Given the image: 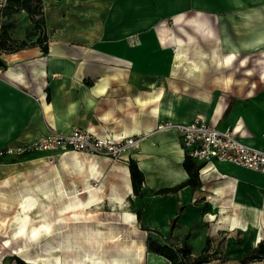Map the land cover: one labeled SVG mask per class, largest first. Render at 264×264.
Wrapping results in <instances>:
<instances>
[{"label":"crops","instance_id":"0c3cea01","mask_svg":"<svg viewBox=\"0 0 264 264\" xmlns=\"http://www.w3.org/2000/svg\"><path fill=\"white\" fill-rule=\"evenodd\" d=\"M261 5L264 0H42V26L27 35L32 25L21 14L8 33L16 43H26L0 52L6 63L0 67V144H20L72 126L140 135L139 148H129L120 164L128 169L132 157L144 174V227L170 234V220L181 207L176 223L181 216L189 225L201 208L194 203L204 195L216 209L206 214L213 229L252 228V248L264 232V174L219 162L194 191L186 185L156 193L188 178L177 132L156 125L204 113L209 122L221 128L235 125L246 142L264 147V90L257 102L236 97L226 112L229 98L221 94L250 99L255 84L237 89L224 79L230 86L216 89L215 80L224 71L237 77L233 67L239 51L246 55L237 66L245 67V78L253 74L250 56L264 46ZM238 12L244 21H237ZM255 64L264 79V57ZM107 160L92 158L99 172ZM233 206L247 207V224L234 220Z\"/></svg>","mask_w":264,"mask_h":264},{"label":"rangeland","instance_id":"374dc122","mask_svg":"<svg viewBox=\"0 0 264 264\" xmlns=\"http://www.w3.org/2000/svg\"><path fill=\"white\" fill-rule=\"evenodd\" d=\"M222 12H225L224 5ZM5 14L11 17L9 21ZM21 14L28 15L24 9L11 11V6L6 2L0 10V16L4 18L2 25L11 29L19 23L17 19ZM255 17L258 15L255 14ZM34 18L39 21L41 16L37 14ZM237 21H244L239 12ZM30 24L32 26L28 25L30 28L27 26L26 29L29 36L41 27L40 22H38L39 27H36L35 22L31 20ZM228 39H230L229 36ZM25 43V41L14 42V45L23 47ZM196 48L198 47L195 45L192 52ZM262 49L264 50V46L255 49L253 56H250L252 60L248 66L254 71L250 78H245L246 75L243 73L246 71L245 67L237 66L246 55V51H239V58L236 66L233 67L237 71V77L230 78L229 72L224 71L220 75L221 78L215 79L216 86H218L216 89L229 87V82L225 80L232 81L235 85L233 87L237 89H244L241 85L250 86V82L255 84L254 93L250 94V99H247L244 94H221L229 98L226 112H229L236 97L243 98L246 102L261 100L264 79L260 78V68L255 63L264 57ZM211 84L214 82L211 81ZM201 114L207 117V114ZM15 145L18 144H0V150ZM129 148L131 147L117 151L110 158L72 150L54 159L47 158L43 152L38 150L0 154V264H171V260L167 257L148 248L149 237L161 244L165 243L164 239L167 237V242L176 247L186 243L190 251L189 257L201 255L210 259L204 264H240L238 259L245 250L250 249L248 238L253 232L252 228L214 230V221L208 220L206 214L216 212V209L210 198L204 195L195 201L194 204L201 208L199 212H196L195 220L189 225L182 224L180 216L176 229L162 236L149 227L146 230L140 226V224L144 226L143 216L141 223L138 222L136 212L144 199L128 190L130 183L128 169L123 163L120 164V158L127 155ZM74 156L82 161L92 160L94 157L111 161L108 164H104L103 161L102 164L98 162L101 164V171L92 182L95 191L97 188L103 191L104 198L101 196L99 199L103 198L104 201L92 206L89 210H80L76 214L73 212L62 214L60 208L66 206L69 198L67 196L56 197L54 193H49L48 197H44L43 191L50 189V183L55 181H60L69 195L74 194L77 188L81 191L87 188L85 173L81 172L78 165H74ZM89 195L86 192L81 194L80 198L84 200ZM109 195L124 198L126 200L125 209L112 205L106 199ZM30 196L36 199V204L32 210L28 211L23 232L18 233L17 229L21 224L20 217L24 212L21 210V204ZM206 198L210 202L206 201ZM245 208L247 209L245 206L229 207V213L232 214L234 220L247 224L250 218L244 212ZM194 215L192 213L191 217ZM43 224L49 226L51 229L49 233L40 230L39 226ZM98 226L104 231L101 235L96 231ZM34 227H38L37 231H34ZM133 240L136 244L125 248L126 243L134 244ZM175 255V264H186L180 260L177 252ZM255 264L260 263L256 261Z\"/></svg>","mask_w":264,"mask_h":264},{"label":"built area","instance_id":"2783aa9c","mask_svg":"<svg viewBox=\"0 0 264 264\" xmlns=\"http://www.w3.org/2000/svg\"><path fill=\"white\" fill-rule=\"evenodd\" d=\"M7 0H0V10ZM159 130L173 129L180 137L185 154L198 164L197 174L201 179L217 171V163H228L255 170L264 174V147L246 142L241 131L235 125L224 128L209 122L203 114L185 122L169 120L159 121ZM113 135L97 133L90 127L72 126L67 132L48 131L37 138L0 150V154L22 153L38 150L47 158L54 159L72 150L94 156L111 157L117 151L128 147L139 148L140 135Z\"/></svg>","mask_w":264,"mask_h":264},{"label":"trees","instance_id":"16d2710c","mask_svg":"<svg viewBox=\"0 0 264 264\" xmlns=\"http://www.w3.org/2000/svg\"><path fill=\"white\" fill-rule=\"evenodd\" d=\"M8 5L11 6V11H18L20 9H24L27 11L29 18L31 21L35 22V26H38V22L41 23V26L44 22L43 19V7H42V0H7ZM41 16V19L35 20V15ZM41 35V34H40ZM38 35L37 39L40 37ZM14 42L16 40H13L9 33L6 25L0 26V52H10L13 50H16L19 46L14 45ZM46 48V47H45ZM6 63L5 61L0 57V67H5ZM48 97V96H47ZM182 165L185 168V170L188 173V178L180 183L177 182V184L170 186V187H164L156 191V193H166L170 191H178L179 189L183 188L186 185H189L191 189L194 191L195 189L200 188L202 181L198 177L197 174V168L198 164L194 162V160L189 156L185 155L184 159L182 160ZM128 169H129V176H130V182L132 187V192L135 195H138L140 198L144 196L141 191L142 182L144 180V174L143 172L138 168L137 162L134 158L129 157L128 158ZM143 209V206H141L136 212V218L137 221L141 223V212ZM183 207L176 213L174 217L171 218L169 223L170 233H172V230L175 229L176 219L178 217V214L182 211ZM143 229H149L147 227H144L142 224H140ZM153 231L159 233L161 236V232L152 229ZM264 231V230H263ZM164 239L165 243L161 244L157 240L149 237L148 238V248L152 251H156L159 254L164 255L169 260H171V264L176 263V255L177 252L180 260L184 261L186 264H202L203 262H208L210 259L206 256L196 255L194 257H189L190 251L187 248L186 243L182 244L179 247L174 246L173 244H170L167 242V237ZM177 255V256H178ZM241 263L246 264H255L256 261L260 264H264V232L263 237L257 242L255 246H253L250 249L245 250L241 257L238 259Z\"/></svg>","mask_w":264,"mask_h":264},{"label":"bare ground","instance_id":"6f19581e","mask_svg":"<svg viewBox=\"0 0 264 264\" xmlns=\"http://www.w3.org/2000/svg\"><path fill=\"white\" fill-rule=\"evenodd\" d=\"M128 135H122V137H126ZM73 162L74 165H78V167L81 169V172L85 173L84 175V179L85 181L88 183L87 188H85L84 190H75L74 194L69 195V193H67L66 188L63 186V184L60 181H55L53 183H50L51 187L50 189H48L47 191H43L44 193V197H48L49 193H54L56 195V197L58 196H67L69 198L68 202L66 203V206H63L62 208H60V213L65 214V213H69V212H73L74 214H76L77 212H79L80 210H89L92 206H96V204H99L101 202L104 201V193L103 191L100 190V188H97L95 191V188L92 187V182H94V180L96 179V177L99 174V170H97V166L95 165V161L92 160H88V161H82V159L78 158L77 156L73 157ZM75 165V166H76ZM50 180V179H49ZM128 190H131V186L130 183L128 184ZM88 192L90 195L82 200L80 198V195L83 193ZM97 194V195H96ZM101 196L103 197L102 199ZM72 199V200H71ZM106 199L109 200V202L116 206L119 209H125L124 207L126 206V200L124 198H121V196H110L107 197ZM36 204V199L32 196L28 197L22 204H21V210H24L22 217H20V221L21 224H19L20 226L18 227V233L23 232V229L25 228V218L28 215V211L32 210V208L35 207ZM21 213V212H20ZM124 213H128V211H124ZM40 230L43 231L44 233H49L51 231V229L49 228L48 225L43 224L41 226H39ZM34 231H37L38 227H34L33 228ZM97 233H99L100 235L104 233L103 229L101 227H97L96 228ZM134 244H125V248H129L130 246H134L135 240H133Z\"/></svg>","mask_w":264,"mask_h":264},{"label":"water","instance_id":"95a60500","mask_svg":"<svg viewBox=\"0 0 264 264\" xmlns=\"http://www.w3.org/2000/svg\"><path fill=\"white\" fill-rule=\"evenodd\" d=\"M202 264H204V262Z\"/></svg>","mask_w":264,"mask_h":264}]
</instances>
